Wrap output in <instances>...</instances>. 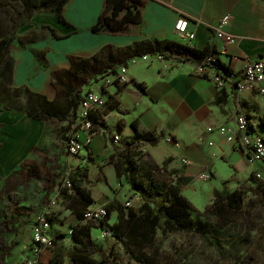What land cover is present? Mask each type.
<instances>
[{
    "label": "crops",
    "instance_id": "crops-1",
    "mask_svg": "<svg viewBox=\"0 0 264 264\" xmlns=\"http://www.w3.org/2000/svg\"><path fill=\"white\" fill-rule=\"evenodd\" d=\"M108 1L69 0L63 11L68 25L60 23L53 14L34 15L30 23L19 29L11 47V54L16 60L14 85L18 87L29 85L32 90L47 95L52 89L54 75L69 68L72 57L90 58L107 46L123 48L145 39L177 41L175 25L181 17L188 21L189 31L196 34L195 49L213 51L221 48V41H217L215 37V28L219 26L224 15H231L232 21L227 31L236 37V42L228 48L227 53L219 55L221 63L237 75H241L249 62H264V0H170L169 2L147 0L141 17L142 36L92 33L90 30L98 22ZM45 25L55 28L63 37L55 38L49 30L42 28ZM18 44L23 49L21 48L22 51L17 54L14 47L19 46ZM200 62L185 60L183 57L165 60L156 56L149 63L131 66L128 70L127 83L114 81L105 88L108 94L117 100L118 109L110 111L105 117L106 125L98 129L92 143L82 151L78 159L81 161L78 162L80 164L72 171L74 173L83 168L88 170L87 176L82 178V188L91 194L94 204L84 210L81 196L74 189L68 188L65 194L62 191L68 206L67 212L75 219L71 227L72 232L75 226L84 224L80 214L83 218L88 209L106 207L114 202L119 208L121 207L119 196L122 191L118 194V190L116 191L114 187L120 184L128 185V190L131 187L126 183L127 181L125 182V177L119 183L115 162L118 151L124 149L126 141L136 135L132 127L135 121L139 123L142 131L158 137V141L154 144L144 146L145 159L159 166L167 163V173L175 172L172 176L173 184L178 180L187 181L188 184L182 187L184 196L185 187L196 184L198 176L203 173L211 176L209 181L214 194L216 191L222 195L230 193L226 192L224 183L226 186L228 181L235 182L238 179L250 181L259 172L262 174L261 181L264 182V163L249 164L244 149L236 148L226 143L217 133L210 132L212 128L235 125L236 117L240 112L249 116L257 131L259 129L264 131L258 126L261 118L264 117V94L260 90L238 91L235 83L219 89L210 74L202 75L198 71ZM34 68L41 70L37 73ZM212 70L222 71L219 66H215ZM112 78L114 75H106L102 78L101 85H98L100 86L98 94L104 92L105 80ZM85 92L86 90H83V94ZM26 118L31 126L38 130L36 135L39 138L29 142L19 158L13 147H9L6 153L1 152V168L9 165L8 168L14 169L27 157L29 148L39 141L43 147L47 145L54 127L51 128L46 124L58 122L39 121L29 115ZM116 134L121 135L122 144H115ZM27 135H30V132L25 133L22 140H26ZM81 135L80 138L84 139V135ZM168 135L176 138L181 148L167 143L165 139ZM64 137L60 142L65 147L67 135ZM210 142L213 146L209 145ZM55 155L58 154L45 153L44 157L49 160ZM84 159L87 160L85 166L81 164ZM184 159L189 163L184 164ZM221 165L228 169V176L225 179L219 177ZM109 171L113 175L112 181L116 182L108 183ZM100 185L107 186L110 192L100 190ZM72 199L77 201L72 204L73 207H70ZM21 202L22 200L14 207ZM115 212L118 213L117 211L111 213L108 224L114 219L116 220L114 224L118 222L119 216H115ZM51 224L50 235L56 239V246L43 250L40 257L41 264H75L73 257L77 244L73 234H71L73 246H61L63 241L70 237L63 238V232L55 218ZM95 230L97 229L93 225L90 231L91 238ZM19 247H23L27 261L35 258L33 241L25 245L18 237L6 246L9 255Z\"/></svg>",
    "mask_w": 264,
    "mask_h": 264
},
{
    "label": "trees",
    "instance_id": "trees-1",
    "mask_svg": "<svg viewBox=\"0 0 264 264\" xmlns=\"http://www.w3.org/2000/svg\"><path fill=\"white\" fill-rule=\"evenodd\" d=\"M69 0H0V113L13 111L17 102H25L26 113L32 119L44 122H67L78 117L83 98V87L89 86L97 74L106 73L116 75L120 68L127 67L132 59L145 55H160L165 60L183 57L185 60L201 61L212 50H198L190 48L179 41L159 40L156 38L136 41L123 48L107 46L98 54L90 57H72L71 66L54 75L53 86L57 90L54 99L47 95L34 92L28 87L14 85L15 58L11 54V47L24 25L30 23L34 15L39 13L53 14L62 24L68 25L63 11ZM147 0H109L98 20L91 28L92 33H106L114 35L142 36L141 17ZM169 2L170 0H162ZM51 32L55 38L63 35L55 28L42 26ZM216 66L226 74L232 70L218 60ZM105 74V75H106ZM119 83V81H115ZM104 91L105 90L104 88ZM107 93V92H106ZM221 103V101H220ZM118 109L117 100L109 95L105 108L91 114L94 131L106 125L105 117L110 111ZM71 123V124H72ZM259 127L264 129V117ZM136 132L134 138L127 140L123 151H118L115 167L119 183L125 177L131 189L139 193L145 200L139 209H120L116 202L106 206L108 215L101 223L102 227L126 245L127 262L116 257L110 260L98 261L93 256L96 252L91 238V228L95 223L79 224L73 228V237L77 244L73 260L75 264H160L158 254H148L155 246V236L158 230L164 233L175 231H195L197 221L193 216V207L190 201L182 194V187L187 183L177 181L172 183L175 172L167 173V163L159 166L145 159L144 146L158 141L155 134L142 131L137 121L132 124ZM253 128L257 131L253 123ZM264 138V134L262 135ZM86 168L71 173L69 179L77 194L81 196V205L87 209L94 204L91 194L82 188V178L87 176ZM162 176V177H161ZM163 177H166L165 179ZM225 187V183L224 186ZM68 188H63L67 193ZM245 192L239 188L222 195L215 192L217 205L238 211L243 204ZM162 198L159 207L147 200ZM13 195L9 196L8 207L20 202ZM72 199L70 207L76 202ZM220 203V204H219ZM113 211L118 212V222L109 225ZM83 221V218L80 214ZM84 217V216H83ZM49 221L54 218L49 216ZM56 243V241H55ZM110 262V263H109ZM41 264V263H40ZM61 264V263H60Z\"/></svg>",
    "mask_w": 264,
    "mask_h": 264
},
{
    "label": "rangeland",
    "instance_id": "rangeland-1",
    "mask_svg": "<svg viewBox=\"0 0 264 264\" xmlns=\"http://www.w3.org/2000/svg\"><path fill=\"white\" fill-rule=\"evenodd\" d=\"M19 46L14 47L17 54L23 49ZM34 69L36 72L41 70ZM105 74H97L92 83L84 86L82 90L100 93L98 85H101L102 78L107 75ZM51 88L47 96L54 99L57 91L53 86ZM24 103L17 102L13 111L0 113V153H6L9 147H13L19 158V155L25 152L27 144L39 138L36 135L38 130L32 127L26 118ZM75 121L47 123V126L54 127L47 145L43 147L41 141L32 145L27 157L14 169L8 168L9 165L1 168L0 165V264H28L23 247L17 248L9 255L6 246L18 237L25 245L31 243L38 218L44 213L55 218L63 232V238L70 237L66 238L61 246H73L71 227L75 219L67 212L68 206L62 190L75 166L80 164L78 163L80 157L70 156L60 140L72 132ZM27 132H30V135H27L26 140H22V136ZM257 132L264 134L262 129ZM44 152L58 155L46 160ZM81 164L85 166L87 163ZM227 176L228 169L221 165L219 177L225 179ZM112 179L113 175L109 171V184L116 182ZM261 180L262 177H253L250 181L238 179L235 182H226V192L238 188L245 192L242 207L238 211H233L221 205L212 208L215 202L214 190L209 180L202 181L198 176L196 184L184 189L185 196L193 207L197 229L167 233L158 230L155 246L148 250V254L153 256L154 252H157V261L160 264H264V182ZM125 185L114 187L118 194L122 191L119 196L120 208L139 209L145 200L131 188L128 190V185ZM99 189L110 192L105 185H100ZM11 195L20 198L21 204L8 207ZM162 201V198L147 200L157 207ZM114 215L117 216L118 213L115 212ZM115 222L114 219L109 224ZM94 226L97 229L92 236V242L96 246L94 258L98 261L111 262L112 258L116 257L127 262L126 245L111 232L109 236H105L106 229L101 224Z\"/></svg>",
    "mask_w": 264,
    "mask_h": 264
},
{
    "label": "built area",
    "instance_id": "built-area-1",
    "mask_svg": "<svg viewBox=\"0 0 264 264\" xmlns=\"http://www.w3.org/2000/svg\"><path fill=\"white\" fill-rule=\"evenodd\" d=\"M231 21L232 16L229 14H226L221 18L219 26L215 28V37L217 41H221V48L218 50L214 49L208 53L201 60L200 65L198 66V71L202 75L210 74L214 84L219 89H223L227 85L235 83L238 91L255 92L260 90V92L264 94L263 61L249 62L241 75H237L233 71L228 75L223 71L215 70L213 72L212 70L219 60V55L227 53L228 48L236 42V37L227 31ZM175 36L177 37V41L190 48H195L196 34L189 31L188 21L183 17L179 18L176 22ZM156 56L159 59H164L160 55ZM156 56L145 55L132 59L127 67L120 68L119 72L114 75L113 79L105 80L104 88H107L116 80L119 81V83H127L128 70L131 66L138 65L139 63H149L153 57ZM108 98V91H104L102 94L93 91H86L83 94L78 117L76 118L72 132L67 135L65 141V148L70 156L80 157L82 151L92 143V139L96 132L94 131V125L90 119L91 114L97 110L105 108L108 103ZM210 132L217 133L226 143H229L236 148L244 149L247 153L249 164L258 165L259 163H264V138L262 134H259L254 130L253 122L247 114L240 112L236 117L235 125H224L215 129L212 128L210 129ZM80 134L84 135V139L79 137ZM165 140L167 143L173 144L177 148H181L180 142L173 136L168 135ZM114 142L115 144H122V137L120 134L114 136ZM209 145L213 146V143L210 142ZM123 150L124 149L121 151ZM183 162L184 164L189 163L187 159H184ZM84 163H87L86 159H84ZM256 177L261 178L262 174L259 172L256 174ZM210 178L211 176L207 173L199 175V179L202 181L210 180ZM71 186V181L68 179L64 188H70ZM107 215L108 211L104 206L88 209L84 213L83 222L84 224H101L106 220ZM51 227L52 224L49 221L48 214H42L38 218L33 234L35 258L28 261V264H40V257L43 250L52 249L56 246V239L50 235ZM104 235L109 236L110 233L106 230Z\"/></svg>",
    "mask_w": 264,
    "mask_h": 264
}]
</instances>
